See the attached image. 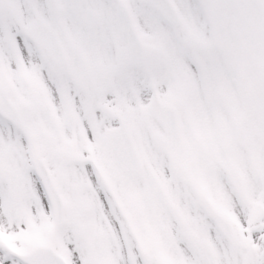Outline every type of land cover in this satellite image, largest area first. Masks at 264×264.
Returning a JSON list of instances; mask_svg holds the SVG:
<instances>
[{
	"label": "snow or ice",
	"instance_id": "6c2138e0",
	"mask_svg": "<svg viewBox=\"0 0 264 264\" xmlns=\"http://www.w3.org/2000/svg\"><path fill=\"white\" fill-rule=\"evenodd\" d=\"M0 264H264V0H0Z\"/></svg>",
	"mask_w": 264,
	"mask_h": 264
}]
</instances>
